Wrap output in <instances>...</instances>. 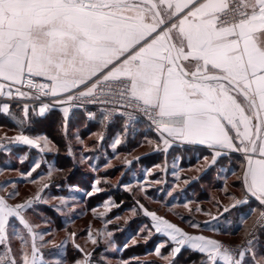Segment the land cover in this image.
<instances>
[{
	"label": "snow or ice",
	"instance_id": "6c2138e0",
	"mask_svg": "<svg viewBox=\"0 0 264 264\" xmlns=\"http://www.w3.org/2000/svg\"><path fill=\"white\" fill-rule=\"evenodd\" d=\"M7 101L24 113L14 142L37 149L46 137L23 134L30 112L43 115L61 106L67 117L70 109L92 105L98 106L102 125L119 115L127 129L146 118L165 153L176 142L204 145L211 151L209 167L230 152L242 153L245 199L230 196L236 199L232 207L250 197L264 208V0H0V112L12 115ZM88 116L95 119L96 113ZM120 142L117 136L114 144ZM7 150L9 145L0 143V151ZM40 166L34 161L22 177ZM9 183L15 182L0 188ZM18 195L14 190L0 196V264H63L40 251L45 233L26 218L33 199L8 203ZM145 215L154 223L141 232L152 235L154 229L167 237L154 249L157 256L171 243L173 258L187 247L204 254L201 264H246L247 253H253V264H264V257L254 255V230L232 247L189 235L155 212ZM258 223H264V211ZM210 225L206 221L203 227ZM12 239L20 241L18 256ZM76 248L82 258L74 264H95L91 253Z\"/></svg>",
	"mask_w": 264,
	"mask_h": 264
},
{
	"label": "rangeland",
	"instance_id": "374dc122",
	"mask_svg": "<svg viewBox=\"0 0 264 264\" xmlns=\"http://www.w3.org/2000/svg\"><path fill=\"white\" fill-rule=\"evenodd\" d=\"M107 130L108 128L104 126L103 128L92 130L86 128L84 124H79L76 130L70 131L68 149H71L76 163L78 162L85 173L93 175L91 191L70 187L68 193L62 196H53L52 192H47L42 204L35 205L26 214V218L31 224L38 225L34 230L45 233L43 241L45 247L40 249L45 259L59 258L62 259L63 264H74V261L82 258L81 251L76 248V245H79L83 249V254H92V260L95 261V264H176L175 259L178 255L174 258L169 255L172 247L171 243L161 249V256H157L154 253V249L161 242L166 241L167 237L155 233L154 229H152V235H149L148 230L141 232L145 210L155 212L158 217L175 224L189 235L214 239L224 245L237 244L245 240L246 233L250 232L258 221L260 212L264 211V208L260 206L255 217L245 224L247 230L245 229V233V230H242L243 236L238 238L220 237V234L217 233L218 231H213L211 227V225H214L218 229L220 221L212 222V218L219 216L224 207H228L235 201L230 196H234L237 199L243 195L240 190L242 189L240 183L238 185L240 189L237 188L236 190L235 188L234 183L240 179L237 174L233 175L228 182H223L222 190H215L213 188L215 183H210V180L202 182L196 190L191 191L190 195L193 196L191 198L193 200L189 201L188 194H186L188 182L185 183L186 180H183L182 177L187 173L193 178H198L204 167L198 166L183 172L173 171V166L171 165L169 168H172V171L170 170L164 177V174L160 173V166L155 165L147 169L142 159L144 154L157 148L159 140L157 132L149 131V129H140L135 125H132L129 131L127 130L120 134L110 135ZM117 136H119L121 142L114 144ZM23 160L25 159L23 158ZM34 161H40L41 166L33 174L35 176H44V179L33 188H20L18 190V197L23 201L28 197L48 191L49 181H52L58 174L55 158L52 159L48 168L45 169L42 166L43 159L33 158ZM25 164L21 163V161L17 163L19 169L22 170L24 168L29 170L33 167L31 163L30 166ZM228 167L230 166L228 165ZM50 169L51 173L49 175ZM102 174H105V176L103 177ZM170 177L174 178L173 182L170 181ZM121 181L125 182L121 185L123 190L132 192L133 202L139 201V205H142L143 208H140L134 202V205H130L131 209L138 207L139 210L132 212L130 209L129 212H120L118 205L111 198L95 206L94 203L89 205V196L102 190L98 189L99 182L120 187L119 183ZM155 181L160 182L156 183ZM166 181L171 184L168 187L170 189L167 188L168 193L182 192L184 190L181 195L185 201L181 205L176 204V201H170L171 203L169 202V204L165 205L154 199L159 195L160 191L158 188L161 183ZM47 183L48 187L45 188L44 186ZM155 191L158 193L154 196L152 193ZM8 192H10L9 189L0 190L2 194H8ZM166 196L169 197L170 195L167 194ZM60 198L64 199L61 200ZM186 203L188 206L184 207ZM219 204H222V207ZM45 205L46 208L42 209ZM119 208H122V206H119ZM145 216L148 218L151 227L154 221H152L151 217ZM60 219H63L64 224L60 223ZM135 219L136 223L130 225L129 223ZM189 221L198 222L202 227L193 228L190 226ZM206 221L211 222L208 228L203 227ZM12 223L15 225V221ZM207 231L211 232L208 236L206 235ZM260 232L257 235L256 242L260 241ZM72 233H75L74 237L71 235ZM98 233L102 235H98ZM108 233H111V236H108ZM20 234L26 235L24 231H21ZM93 239L98 240V244H93ZM49 241L51 243H48ZM37 243H40L39 238H37ZM117 243L120 245H117ZM20 246L18 239H12L11 247L16 251L17 256L19 255ZM144 248L145 250L152 248V252L150 251L149 254L143 255ZM125 249H127L125 254L127 257L122 258L120 255ZM162 257H167V259ZM261 258L262 256L259 255L257 260ZM185 260L186 256L180 259L183 264ZM201 261V259L198 260L196 264H201Z\"/></svg>",
	"mask_w": 264,
	"mask_h": 264
},
{
	"label": "trees",
	"instance_id": "16d2710c",
	"mask_svg": "<svg viewBox=\"0 0 264 264\" xmlns=\"http://www.w3.org/2000/svg\"><path fill=\"white\" fill-rule=\"evenodd\" d=\"M77 114V113H76ZM4 119V117H1V119ZM49 118V122H48V129L53 130V134H52V141L55 143L56 147H57V154L56 156L53 157H47L45 158L44 162L42 163L43 168H48V164L52 161L53 158H55L56 164H57V170H58V174L57 176L52 180L49 181V188H47L48 191L47 192H52L53 196H62L66 193H68L69 188H77V189H84L85 191H91L93 184V175L91 174H86L85 171L82 169V167L79 166L78 162L76 163V159L74 157V155H68L67 153V148H68V140L70 139V134H71V127L69 126L68 129V133L67 135H64L63 132V118L61 116V114L58 111H52ZM70 122L75 123V125L79 124H84L86 126V128L88 129H92V130H96L99 128H103V125L100 123V120H98L95 123L92 124H87L84 121V118L81 114H77L75 115L74 119H70ZM134 126V125H133ZM136 127H139L140 129H149V131H153L151 130L146 124L144 123H137L135 124ZM131 129V126H129L127 129L124 128V122L120 119H118L116 122H114L113 124H111L108 127L107 133H109L110 135H114V134H120L123 133L124 131H129ZM205 152L202 149L199 148H192V147H175L172 148L169 153L166 155L163 152H158L156 151V149H153L151 151H149L148 153L143 155V163L145 164L146 168H151L156 166H160L161 167V174H164L163 176L165 177L168 172L172 169H170L169 167L172 165L173 166V171H183L184 169H186L185 167H188L189 165L192 164V166H195L197 164V162L199 161V159H202L200 155L204 154ZM229 163V166L231 167V170H229V172L227 173V175L229 176H233V175H239V173H241L242 169H243V162L239 159L236 158L234 161H231L229 158L226 159ZM146 161V163H145ZM224 162V161H223ZM227 164V163H225ZM224 164V165H225ZM177 165V168H176ZM175 166V168H174ZM221 166H223V164H221ZM172 171V170H171ZM184 172V171H183ZM235 173V174H233ZM216 169H210L206 172H203L199 174L198 178H193L192 176L188 175L187 173L182 177L183 180H187L188 184L186 186L187 190H186V194H188V198L189 201L193 200L191 198H193V196L190 195L192 190H196V188H198L202 182H206L207 180H210L209 182H214V186L213 188L215 190H222L223 188V182L217 183L215 181H212L211 177L213 175H216ZM102 176L104 177L105 174ZM174 178L170 177V181L173 182ZM124 181H121L119 183L120 187H117V185H113V184H108V183H103V182H99L98 184V189H102L99 192H96L94 194H91L88 198V203L89 205H98L99 203H101L102 201H106L108 198H111L117 205H118V210L120 212H129L131 207L130 205H134V202L136 203L137 201L133 202V193L129 192L127 190H123V188L121 187ZM238 183L237 185H239L240 180L235 182ZM234 183V184H235ZM241 184V183H240ZM170 182H163L161 183V186L158 188V190L160 191L159 193L157 191H155L154 193H152V195H156V193H158L159 195H157V198L155 197L154 199L157 200L158 202H162L163 204L167 205L169 204L170 201L174 202L176 201V204L181 205L185 199L182 198V195L184 193V190L178 191V192H173L171 193V195L168 197L166 196L167 194L169 195V193L167 192V188L170 186ZM170 189V188H168ZM162 191V192H161ZM190 195V196H189ZM166 198V199H165ZM198 200V199H197ZM165 201V202H164ZM200 201V200H198ZM145 203V202H144ZM171 203V202H170ZM251 205L245 206L243 208L244 211V218L245 221L243 222V225H240V227H238L240 229L245 230L247 222L251 219H253V217H255L258 209L257 207L256 210L254 209L253 205V201H251ZM222 207V204H219ZM119 206L122 208H119ZM46 205L42 208L45 209ZM138 208V207H137ZM206 210V208H204ZM139 210V208L137 209ZM56 214V213H55ZM57 215V214H56ZM219 215V214H217ZM215 217V216H214ZM138 219V218H136ZM136 219L133 222H130L129 224H133L136 223ZM60 223L64 224L63 219L59 220ZM215 222V221H213ZM143 226L144 225H148L149 228L150 227V222L148 220V218L144 215L143 213ZM141 223V224H142ZM242 227V228H241ZM136 229H138V227H136ZM135 229V230H136ZM139 230V229H138ZM247 230V229H246ZM246 230L244 231V233L246 232ZM244 235V234H243ZM242 235V236H243ZM260 240L262 241L261 243H264V229L260 232ZM119 243V242H118ZM117 245H120L118 244ZM152 249V248H151ZM150 248L146 249L144 248L143 250V255L145 254H149L151 251ZM120 251V250H119ZM118 251L119 255L120 252ZM127 249H125L122 254L120 255V257L125 258L127 257L126 254ZM152 252V251H151ZM183 256H186V260L184 261V264H196V262H198V260H202L204 258V254L200 253V252H196L193 251L189 248H183L182 251L178 254V256L175 259V263L176 264H183L180 259L183 258Z\"/></svg>",
	"mask_w": 264,
	"mask_h": 264
},
{
	"label": "crops",
	"instance_id": "0c3cea01",
	"mask_svg": "<svg viewBox=\"0 0 264 264\" xmlns=\"http://www.w3.org/2000/svg\"><path fill=\"white\" fill-rule=\"evenodd\" d=\"M11 104V113L12 115L4 114L3 112H0V136L7 135L12 138H15L16 136L20 135L22 133L21 127L19 126L20 120L24 118V113L20 110L21 106H18L16 102L13 101H7ZM38 106V105H37ZM61 106H56L53 107L51 110H48L45 112L43 115L38 114L37 112H30L28 114L27 122L23 126V134L28 135L30 137H46L45 139H41L38 141V143L41 145V149H37L32 146H27V145H22L17 143L15 146L10 147L9 150L7 151H2L0 152V185H4L5 182H15L7 184L6 187L0 188V190L4 189H9L10 192L12 191H18L20 188L23 189H30L33 188L34 186L38 185V183L44 179V176H35L32 173L31 177H22V173H27L29 170L28 169H19L17 163L18 161H21L22 158H24V163L25 165L30 166L31 164H34L33 158H41L45 160L47 157H53L56 156L57 154V147L55 143L52 141V134L53 130L48 129V122H49V116L52 111H58L62 118H63V132L64 135H67L69 126L71 127V130H76L77 125L75 123H71L70 119H74L76 113L70 112L67 117L64 116L63 112L60 110ZM15 117V119L13 118ZM1 117H4V119ZM56 147V148H55ZM165 147L160 140H158V145L156 148V151L158 152H163L158 150L159 148ZM175 147H192V148H199L202 149L205 153L200 155L202 159H199L197 164L195 166L189 165L188 167H185L183 171H187L196 167H204V172L210 170V169H216V175H213L211 177L212 181H215L217 183L220 182H228L230 179H232V175L229 176L227 173L229 170H231V167H228L229 163L226 160L229 158L231 161H234L236 158H239L243 162V169L241 171L240 175H237L239 178H241L243 170H244V165H245V158L242 153L239 152H230L227 155L221 156L217 159L216 163L209 167L211 164V151L207 148V146L204 145H199V144H187V143H180L176 142L172 144L170 147H168L167 152L165 153L166 155L169 153V151L172 148ZM67 153L68 155H72V152H69V149L67 148ZM205 157L208 159L206 160ZM30 160V162H29ZM224 161V162H223ZM227 163V164H225ZM223 164V166H221ZM225 164V165H224ZM49 165V164H48ZM37 177H41L39 179H36ZM35 180L33 183L32 181ZM240 180V185L242 187V182ZM48 185V183H47ZM235 188L240 189L238 187L237 183H235ZM242 191V189H240ZM9 193V192H8ZM45 191L42 194H38L40 199L35 200L34 198L37 196H32L30 198L33 199V207L37 204H42L43 198L45 196ZM0 196H4L7 198L8 194H2L0 193ZM29 197L26 198L24 201L20 199V197L15 196L11 199L8 200V203L10 204H18L25 202L26 200L30 199ZM237 199L243 200L245 197L241 195V197H238ZM248 202L237 205L236 207H232V205L236 204V199L234 202H232L228 207L224 208H229V211L222 213L219 216H215V220L212 218L213 221L219 220L220 224L218 227V234H220V237H225V238H238L243 235V229L238 230L240 225H243V222L245 221V214L243 211V208L245 206L251 205V201H253L254 209L256 210L255 207H260L261 205L258 203V201L255 198H247ZM31 209V208H30ZM30 209L27 211L29 212ZM27 214V213H26ZM212 221V222H213ZM242 228V227H241ZM207 231V236L211 233ZM206 233V232H205ZM206 238V237H205ZM243 238V237H242ZM262 241H255V248H254V255L256 256V259L260 256L264 257V245L261 243ZM187 248V247H184ZM198 252V251H196ZM252 254L253 253H247L246 254V264H253L252 261ZM44 256V255H43Z\"/></svg>",
	"mask_w": 264,
	"mask_h": 264
},
{
	"label": "built area",
	"instance_id": "2783aa9c",
	"mask_svg": "<svg viewBox=\"0 0 264 264\" xmlns=\"http://www.w3.org/2000/svg\"><path fill=\"white\" fill-rule=\"evenodd\" d=\"M15 102V101H13ZM38 105L39 102H34ZM70 112H73V113H77V114H81L84 118V121L87 123V124H92V123H95L97 122L98 120H101V114L98 110V106H92V105H88V106H85L84 108H75V109H70L69 110ZM96 113V117L95 119H90L89 116H88V113ZM118 119L122 120L125 124V119L119 115H115L114 117H112V119L109 121V122H106L103 126L105 128H108L111 124H113L114 122H116ZM137 123H144L146 124L151 130L155 131L154 130V126L150 125L149 121L146 119V118H143L141 117L139 119L138 122H136L135 124ZM158 123L160 124H167L169 126H172V125H175V124H179L181 123V121H176V120H159ZM135 124H130L129 126H132V125H135ZM156 132V131H155ZM11 141V142H10ZM0 143L2 144H8L9 145V148L10 147H13L15 146L17 143L14 142V139L10 136H7V135H3V136H0ZM2 152V151H0ZM264 229V223H258V221L256 222V224L252 227V229L250 231H253L255 232V241L257 239V235L258 233ZM244 240L240 243H237V244H230V245H226V246H232V247H236V246H241L243 244Z\"/></svg>",
	"mask_w": 264,
	"mask_h": 264
}]
</instances>
